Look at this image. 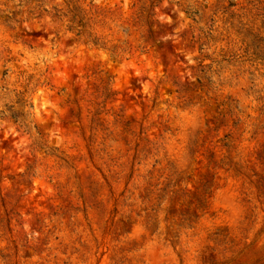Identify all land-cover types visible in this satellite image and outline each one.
Instances as JSON below:
<instances>
[{
	"label": "rangeland",
	"instance_id": "rangeland-1",
	"mask_svg": "<svg viewBox=\"0 0 264 264\" xmlns=\"http://www.w3.org/2000/svg\"><path fill=\"white\" fill-rule=\"evenodd\" d=\"M0 264H264V0H0Z\"/></svg>",
	"mask_w": 264,
	"mask_h": 264
}]
</instances>
